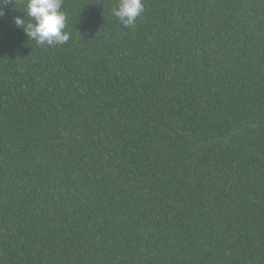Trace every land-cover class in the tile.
<instances>
[{
	"label": "trees",
	"instance_id": "trees-1",
	"mask_svg": "<svg viewBox=\"0 0 264 264\" xmlns=\"http://www.w3.org/2000/svg\"><path fill=\"white\" fill-rule=\"evenodd\" d=\"M142 2L4 5L0 264H264V0Z\"/></svg>",
	"mask_w": 264,
	"mask_h": 264
},
{
	"label": "clouds",
	"instance_id": "clouds-1",
	"mask_svg": "<svg viewBox=\"0 0 264 264\" xmlns=\"http://www.w3.org/2000/svg\"><path fill=\"white\" fill-rule=\"evenodd\" d=\"M12 0H0V17L5 15L4 5ZM27 16L32 22L25 23L24 18L15 17L14 25L23 28L28 38L39 46H57L65 44L71 34L66 30V13L62 10L63 0H27ZM145 8L142 0H118L112 14L119 22L128 27L136 22Z\"/></svg>",
	"mask_w": 264,
	"mask_h": 264
}]
</instances>
